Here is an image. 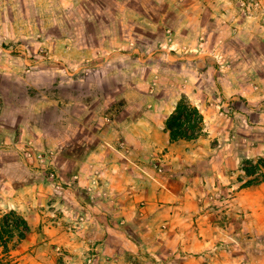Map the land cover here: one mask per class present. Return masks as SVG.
I'll use <instances>...</instances> for the list:
<instances>
[{
	"label": "rangeland",
	"instance_id": "obj_1",
	"mask_svg": "<svg viewBox=\"0 0 264 264\" xmlns=\"http://www.w3.org/2000/svg\"><path fill=\"white\" fill-rule=\"evenodd\" d=\"M181 95L204 112L198 140L173 142L162 128ZM203 154L206 202L223 229L189 258L264 264V167L254 168L264 160V0H0V179L42 183L48 200L30 208L46 227L80 231L88 217L67 205L77 196L127 209L135 196L110 177L155 181L190 169L194 178ZM26 191L10 186V198L22 204ZM124 222L136 234L150 227ZM155 234L150 227L148 246L128 251L136 264L185 260L156 247ZM45 253L44 264H85L83 249L72 260L53 242Z\"/></svg>",
	"mask_w": 264,
	"mask_h": 264
},
{
	"label": "crops",
	"instance_id": "obj_2",
	"mask_svg": "<svg viewBox=\"0 0 264 264\" xmlns=\"http://www.w3.org/2000/svg\"><path fill=\"white\" fill-rule=\"evenodd\" d=\"M197 108L200 110L198 106ZM171 111L163 116L161 121L163 129L164 120ZM200 112L205 122L204 112L202 110ZM165 133L168 140H170L168 133L166 131ZM199 136L189 139V141L198 140ZM181 140H183L182 142L186 141L180 139L173 142H181ZM181 146H184V144H181ZM209 149L205 152L209 153ZM201 152L199 155H201ZM203 156L204 154L199 159L193 158L194 162H197L193 166L196 171V177L194 178H191L187 173L190 169L188 171L186 169L174 171L176 173H169L166 176L157 178L155 181L145 178L133 182L125 180L124 182L114 183V177H110L112 185L116 187L117 191L131 192L135 196V198L127 201L128 207L126 208L128 211L121 208V206L112 207L107 205L105 198L100 194L92 198V202L84 197L83 205L76 202L79 196L75 197L74 201L67 205L75 211H80L76 208L80 206L79 208L83 209L88 217L87 223L78 232H75V230L62 232L57 226L49 224V227H46L43 224V220L39 217L35 208L36 205L48 200V195L42 192L44 188L42 183L34 182L33 184L14 186L10 180L7 181L2 177L3 179H0V218L6 211L14 210L26 220L29 226V232L25 238L13 242L15 244L12 251L13 257L18 261V264H44L45 249L51 243L56 242L66 246L67 255L72 260L78 259L77 254L83 249L85 264H136L135 257L131 256L128 251L135 250L138 254L140 247L148 246L142 234L150 233L151 227L156 232L152 236L155 242L158 243L156 247L173 248L172 251L177 250V257L185 259H179L178 264H201L199 261L201 256L196 257L195 263L189 258L188 251L204 252V249L212 248L216 245V235L213 236L212 232L218 228L219 224L221 225L219 228L223 229L222 223L215 220L217 215L215 210L206 202L210 195L208 193L209 189L205 190L204 187L209 186L211 179L209 173H207L208 171L206 172L208 167H206V170L203 167L207 163ZM171 158L174 159L176 156ZM113 166V164L110 165V167ZM192 184L197 185L196 192L193 191ZM10 186H12L14 192L19 194L31 189L34 192L29 196L30 199L26 198L20 204L16 202L15 198L17 197L10 198ZM196 189L194 188V190ZM136 193L138 194L136 195ZM130 203L131 207L134 208L133 210H129L131 208ZM140 203H142V206L135 208L136 204L139 205ZM31 206L35 207L30 208ZM240 210L241 212L246 211L244 208ZM225 212L229 213V216L228 214L225 216L226 222H224L225 231L228 234V231L232 232L234 229V214L232 210L230 212L226 210ZM124 216L125 219H122ZM241 217L244 218L245 216L241 215ZM131 219L133 222L143 220L147 225H150V227L146 226L149 230L145 231L141 227L142 229L136 234V231H132L136 228L135 223L124 222ZM245 221L241 223L243 228L248 223L246 219ZM123 231H126L127 234H123ZM30 250H36L35 257L39 260L32 261L29 258L32 255ZM137 257L139 258L138 255ZM89 258L90 262H88Z\"/></svg>",
	"mask_w": 264,
	"mask_h": 264
},
{
	"label": "trees",
	"instance_id": "obj_3",
	"mask_svg": "<svg viewBox=\"0 0 264 264\" xmlns=\"http://www.w3.org/2000/svg\"><path fill=\"white\" fill-rule=\"evenodd\" d=\"M164 129L171 141L194 139L204 131V118L200 110L184 95L174 105L164 120ZM248 162V161H247ZM251 164V162H248ZM264 167V160H257ZM247 170L246 167H244ZM248 172V171H247ZM29 232L26 220L14 210H8L0 218V264H18L13 257V242L20 241Z\"/></svg>",
	"mask_w": 264,
	"mask_h": 264
},
{
	"label": "built area",
	"instance_id": "obj_4",
	"mask_svg": "<svg viewBox=\"0 0 264 264\" xmlns=\"http://www.w3.org/2000/svg\"><path fill=\"white\" fill-rule=\"evenodd\" d=\"M259 169H262L261 167H259ZM88 262H90V258L88 259Z\"/></svg>",
	"mask_w": 264,
	"mask_h": 264
}]
</instances>
